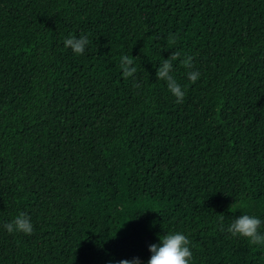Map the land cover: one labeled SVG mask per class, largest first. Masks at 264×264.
Masks as SVG:
<instances>
[{"label":"trees","instance_id":"obj_1","mask_svg":"<svg viewBox=\"0 0 264 264\" xmlns=\"http://www.w3.org/2000/svg\"><path fill=\"white\" fill-rule=\"evenodd\" d=\"M175 51L182 103L156 77ZM21 212L31 235L3 227ZM243 214L264 221V0H0V264H147L175 232L190 264H264Z\"/></svg>","mask_w":264,"mask_h":264},{"label":"clouds","instance_id":"obj_2","mask_svg":"<svg viewBox=\"0 0 264 264\" xmlns=\"http://www.w3.org/2000/svg\"><path fill=\"white\" fill-rule=\"evenodd\" d=\"M169 39L171 43L176 42L175 37H170ZM88 44L89 40L85 36L79 38L73 36L64 41V46L71 48L76 55H83ZM180 56L181 53L179 51L173 52L169 58L163 60L162 64L156 70L157 79L167 83L168 90L177 98V103L183 102L185 92L171 73L174 70L173 62L178 60ZM192 60V56H187L185 59L180 60V63L185 68L191 69L193 67ZM133 65L134 60L132 58L128 56L121 57L120 68L122 69L123 78L134 77L137 68ZM199 76L200 73L198 71L188 72V79L192 83H195ZM133 86L139 87L135 82ZM262 226H264V221L260 218L243 214L233 220L228 226L227 232L232 237L246 239L251 245L264 246V232L261 231ZM3 227L9 234L23 233L25 235H31L33 233L31 217L25 212H21L11 222L5 223ZM223 230V226L221 225V231ZM159 239V244L149 245L148 250L151 256L147 264H190L193 253L189 247L190 241L184 234L181 232L167 233L159 237ZM118 264H141V260L139 257H134L131 260H120Z\"/></svg>","mask_w":264,"mask_h":264}]
</instances>
